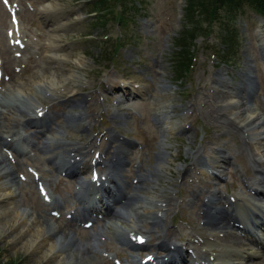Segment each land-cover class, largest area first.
I'll use <instances>...</instances> for the list:
<instances>
[{"label": "rangeland", "instance_id": "374dc122", "mask_svg": "<svg viewBox=\"0 0 264 264\" xmlns=\"http://www.w3.org/2000/svg\"><path fill=\"white\" fill-rule=\"evenodd\" d=\"M186 2L110 0L113 11L102 15L86 0H0V96L10 103H27L34 109L30 114L33 117L38 110L53 118L49 123L52 128L44 130L40 139L35 134L40 132L38 124L22 122L26 118L19 121L16 114L11 117L14 135L7 128L1 131L4 138L16 140L25 152L17 154L0 147V154L9 161L13 158L21 162L13 172L17 180L0 176V194H10L9 199H0V264H116L114 258L123 264H135V260L149 255L161 260L167 252L163 247L156 248L159 239L154 238L164 235L167 228L178 233L167 240L169 246L177 244L184 251L197 248L206 257L200 237L225 233L197 215L212 193L218 195V207L234 201L244 213L250 214L246 210L257 206L264 213V197L253 192L260 189L253 153L256 147L249 144L238 123H232L242 114H258L264 119V18L249 6L235 13L222 9L215 16L211 5L205 12L197 9L195 15H186ZM47 7L55 11V20L42 15ZM117 13L127 21L118 22ZM16 27L22 43L14 44L10 33L13 36ZM185 27L198 34L182 47L180 33ZM52 41L62 49L57 47L53 52L60 61L58 66L45 59ZM184 49L191 56L190 70L179 67ZM58 67L64 68L66 77L74 74L68 81L77 82L58 84ZM118 87L135 91V95L126 98ZM238 101L244 103L241 109ZM79 111L81 120H68L69 112L77 117ZM169 123H175L176 129H169ZM46 140L54 141L57 150H43ZM57 140L82 147L83 151L92 149L87 159L96 152L97 157L108 160L123 144L124 162L119 175L131 184V192L137 191L141 197L115 207L130 219L123 222V227L138 225L142 233L138 234L149 240L141 248L129 247L130 243L112 227L124 221L119 217L106 214L90 227L75 219L83 208L77 196L79 182L90 183L93 188L94 176L105 175L108 168L92 164V173L88 168L70 183L66 172L54 164L58 166L61 158L68 156ZM161 150L166 156L159 159ZM155 166L160 168L159 178L144 184L134 182L141 171ZM186 168L192 171L187 177ZM193 178L197 185L194 189L203 191L207 183L212 187L209 194L199 196L200 201L187 186ZM95 195L94 191L88 197ZM162 196L164 222L155 224L150 215L138 217L141 205L153 209L151 200ZM15 218L19 230L23 229V243L45 234L46 244L39 249L36 244L30 248L18 245L11 236L14 229L9 227ZM36 219H44L45 224L39 226ZM66 221L72 223L66 226ZM229 223L231 228L234 223ZM58 225L75 235L80 249L62 242L64 234L52 231ZM28 230L30 234H25ZM232 230L245 241L240 229L234 225ZM258 234L264 241V233ZM209 251L222 252L219 247ZM195 254L197 260L202 259ZM184 264L196 263L189 256ZM247 264H264V252Z\"/></svg>", "mask_w": 264, "mask_h": 264}, {"label": "bare ground", "instance_id": "6f19581e", "mask_svg": "<svg viewBox=\"0 0 264 264\" xmlns=\"http://www.w3.org/2000/svg\"><path fill=\"white\" fill-rule=\"evenodd\" d=\"M51 6H53V5H51ZM55 6L56 5H54L53 8L56 9V12H57L58 10H57V8H55ZM50 7L45 8L42 11V15L46 19L55 20L56 19V16L54 15L55 11L51 10ZM56 15H58V14H56ZM56 24L57 23H55V26H56ZM55 29H57V28H55ZM19 32H20L19 28L16 27L15 31L13 32V36L10 33V35H11L10 37H11V40H14V42L17 39L19 43H22V40H21L22 38L19 36ZM57 47H58V45L52 41V43H50L47 46V49L45 50L46 51L45 59L52 62V66H58L57 61L59 59L57 58V56H55L53 54V52L57 49ZM58 48H60V50H62L61 46H59ZM7 53H8V51H7ZM58 62H60V61H58ZM60 69L61 68L58 67V70L56 71L58 84L60 83V84L64 85L66 83L68 84V82H69L70 84L74 85L77 82L76 79L75 80L72 79V80L68 81V79L72 78L74 76V74L69 73V75L66 77V75L64 73V68L61 70ZM44 74H45V72H44ZM37 75L39 76V73H37ZM52 76H54V74ZM34 77H36V76H34ZM219 82L221 85V79L219 80ZM118 88H120V87H118ZM129 89H131V88H129ZM112 90L118 91L115 87H113ZM120 90L125 94V95L124 94L123 95L126 96V98H129L128 96L135 95V93H134L135 91L133 92L130 90H124L122 88H120ZM220 90H221V88H220ZM2 98L3 97L0 96V147H3V146L8 147L10 150H14L15 152H17V154H22L25 151H23V149L21 150L19 148L18 144L16 143V140L13 139V141H9V140H7V138L3 137V134H1V131H5L4 128L9 129L8 133L10 135H12L16 131L15 129H14V132L11 130V128H12L11 125L13 122L12 121L13 118L11 120V117L16 114V116L19 117L18 118L19 121H22V119L26 118V120L25 121L23 120L22 122H25L26 124L30 123L31 126H33L35 123H37L38 127L40 128V132L35 133L37 135L38 139L42 138L44 130H46L47 128H52L49 125V123L53 120V118L49 114H43L42 115V113H40L38 110L35 111L37 113V115L33 117L30 114L32 112H34V109L31 108L29 105H26L27 103L23 104L24 103L23 102L21 104V103H17L14 101H12L13 103H10L5 98H3V99ZM53 99H55V98H53ZM73 103H75V102H73ZM237 103H238L237 106L240 109L244 105V103H242L240 101H238ZM75 106L79 107V104H75ZM225 106H227V105H225ZM211 107H213V106H211ZM18 114H20V115H18ZM232 114H233V112H232ZM81 116H82L81 111H79L77 117L74 114H72L71 112H69L68 120H70V121L81 120V118H82ZM32 123H34V124H32ZM232 123L233 124L238 123L237 125L240 126L243 133L246 136H248L247 140H248L249 144L252 147L253 146L256 147L255 152H253V153H254V156L256 158L255 159V165H257V170L259 171V175H260L258 182H260L261 184L262 183L264 184V119L263 118L261 119V116L258 114L255 117H252L251 115L249 117H245V115L242 114L240 116L238 115L237 117H235L234 121ZM169 125H170L169 129L170 128L176 129V126H174L175 123H172V124L169 123ZM83 139L84 138H81V140H83ZM254 139H256L255 144L253 142ZM17 140H19V139H17ZM53 142L54 141H52V140L51 141L50 140L44 141L42 149L47 150V151H54L55 149L57 150L58 147L54 146ZM56 144L61 146L62 149L68 155L67 157L61 158V160L58 163V167H60L59 170L62 169L64 171H67V174L70 175V178H71L70 183H73L74 180H77V178H75V176H74L75 174H80L87 167L91 168L93 163H96V164L98 163V164L102 165L101 168H103L104 165L108 168L107 173L105 174L106 178H104V175H101L102 178L101 177H100V179L97 178V180L94 182L95 184H96V182H100V186H95L93 188H90L89 183L85 184L84 182H79L80 187L78 188L77 196H78V199L80 200V202L81 203L83 202V208H82V212H77L74 215L75 219L79 220L81 218V216L95 215L96 218H98V220H99V219H103L104 215L110 214L112 216L119 217L121 220H124V221H122L121 224L112 222L113 224H111V225L113 228L116 229L118 234L122 236L123 240L128 241V243H130V245L132 247H140V246H143V244L146 241L148 242L149 241L148 239L141 240L140 234H138V233H141V228L138 225L134 226L132 224L126 223L128 225L127 227H129V228H125L122 226L123 222L129 221L130 219L128 218L127 215H123V213L120 212L119 210H117L115 207L116 205H118L120 203L131 202L132 199H135L137 197L138 198L141 197V195H139L137 193V191L131 192V184L124 182L122 177H120V175H119L120 168L122 167V164L124 162L123 161V158H124L123 154H125V153H124V149H123V144H119L116 147V150L112 153V157L109 158L108 160H105L102 155H100V157H95L96 152H94L92 158L87 159L86 157H90L92 149H87L86 151H83V150H81L82 147H80L81 149H79L71 143H65V142L60 141V140H57ZM68 153H73V154H68ZM165 156H166V153L163 150H161L158 153L159 159H162ZM219 156H221V155H219ZM4 157H5L4 155L0 154V176L1 177H2V175L4 177L8 176L11 178L12 181H14L15 177L13 176V172L15 173V171L20 168L21 162H20V160L15 162L13 160V158H11V157L10 158L14 162L12 160L9 161L6 157L5 158ZM49 159L53 160L54 158H53V156H50ZM58 160H59V158H58ZM143 168H144V166H142L141 170ZM185 170H186V174H187L186 177H187L190 174V172H192V171H190L188 168H186ZM160 174L161 173H160L159 166H155L153 170H149V171L146 170L145 172L141 171L138 174V180H136L135 183L139 181L141 184H144V183L148 182L149 180H152L153 177L159 178ZM71 176H74V177H71ZM15 180H17V179H15ZM195 182H196V178H193L192 181H190L187 186L191 188V190L189 192L191 194H194L197 197V199L199 200V196L202 194H204V195L209 194L210 189L212 187L209 183H207V184H205V188L203 189V191H199L197 189H194V187L197 186L195 184ZM155 185H156V183H155ZM147 186H149V185H147ZM3 188L5 189V186H3ZM93 189H97L100 195L98 198L96 197L97 195L95 196L96 200L90 199L88 201V199H89L88 195L91 192H93ZM260 192L264 193V190L262 189ZM9 197H10V194L7 192L0 194V199L7 200V199H9ZM217 199H218V195L215 193L214 194L212 193L211 197H209L206 201H203V199H202V201L204 202V204L202 205L203 211L200 212V210H199V213L197 214V212H196L197 208H195L194 213L197 214L198 217H200V216L204 217L206 223L210 224L212 227L216 226V228L220 229L219 230L220 232L224 231L225 232L224 236L221 234L220 235L216 234L215 237H208L207 238V237H200L203 235H198L200 238L203 239V245L202 246L205 247V249H206L204 252L206 254V257L203 256V253L199 249L196 248L195 251L197 254H200V255H198L200 258L207 259L209 261L208 263H211V264H247V261L250 258H252L253 256H257L259 253L261 254L264 252V242H262L261 240H259L258 238H256L253 235L248 238V242H243L236 235V233L232 230V228H234V225H236L238 227L240 226L239 219H241V218H242L241 223L244 220L245 224L249 228H252V227H254V224H257L256 219L264 222V216L260 214L261 211H258L257 209H255V210H252L251 217H248L244 213V208H242L240 204H235L236 202H234V201L230 202V206L218 207L217 202H216ZM164 201H165V199L163 200V196H162V198L156 197V198L151 200L152 203H155L153 209L147 207L146 205L145 206L141 205L139 207V209H142V210H140L139 213L138 214L136 213V214L138 215V217L140 219L144 215H146V216L150 215L153 218V222L155 224H159L161 222H164L165 218H166V214L161 212V211H163L162 208L164 205L163 204ZM125 204H129V203H125ZM168 205H170V204H168ZM146 212H148V213H146ZM81 213H82V215H80ZM22 215H21L20 219L22 218ZM256 217H258V218H256ZM104 220H105V218H104ZM195 220L196 219L194 218V221ZM87 221L88 220H85L84 222H87ZM230 221L234 223V225L231 226V228L229 225ZM17 222L18 221L16 218L12 219L11 223H9V225H10L9 227L14 229L11 236L13 237V239H16V242L18 245L22 244L23 247L30 248L31 246L33 247V245L36 244V248L39 249L43 245L46 244L47 237H45V234L41 235V236H43V238L41 240H40L41 236H39V237L36 236L37 238H35L33 241L23 243L22 238H24V237L21 236V234H23V229L19 230V224ZM44 222H45L44 219L43 220L42 219H36V223L39 226H43L45 224ZM110 222H111V220H110ZM110 222L108 221V223H110ZM70 223H72V222L66 221V226L70 225ZM107 226H109V225H107ZM52 231L56 234L57 233L60 235L64 234V236L62 237V242L64 244L68 241V243L72 244L73 246L76 245L77 248L80 249V246L78 244H76V242H75L77 240H76L75 235H73V233L65 232L64 228L60 225H58V227H54V228L52 227ZM28 232L29 233H27L25 231L24 233L30 234V230H28ZM32 232H33V230H32ZM220 232H218V233H220ZM95 236H96V234L94 235V237ZM143 236H145V235H143ZM173 236H178L177 231L174 228H167L166 233L164 235L162 234V235H159V236L154 238V239H159V243H158L156 248L163 247L168 252V257L163 258V261L159 262V264H184V262L186 260H188V257L192 256L191 254L184 253V251L181 248H179L177 245H173V244L170 246L168 245L169 241H167V240H169ZM191 240L192 239H190V241ZM190 241H187L186 244H190L191 243ZM218 247L222 251L221 253L216 252L214 254V253H211L209 251V249H212V248L216 249ZM87 249H90V248L87 247ZM49 252L52 253L53 249L49 250ZM46 255L47 254L44 253V256H46ZM155 259H158V257H155ZM153 261H155L154 258L150 257L145 261L135 260L134 262H135V264H149ZM198 261L199 260L196 259V256H194L193 262H198ZM205 262L206 261L204 260L201 263L205 264Z\"/></svg>", "mask_w": 264, "mask_h": 264}, {"label": "trees", "instance_id": "16d2710c", "mask_svg": "<svg viewBox=\"0 0 264 264\" xmlns=\"http://www.w3.org/2000/svg\"><path fill=\"white\" fill-rule=\"evenodd\" d=\"M86 1H91L94 3L92 6L94 7V11L96 13H102V15H105L109 10L113 11L111 5L109 4L110 0H86ZM118 1V0H117ZM187 9H186V15H195V11L197 9H200L201 12H205L209 6L212 5L213 10L215 11L213 14L218 13L222 9H228L229 13H235L236 11L242 12L244 10L243 7L249 6L250 8H253L256 12L261 14L264 18V0H187L186 2ZM106 12V13H104ZM116 15V14H115ZM118 17V22H126L127 20L125 19L124 16L121 14L117 13ZM214 16V15H213ZM202 30V28L200 27ZM196 32L184 28V31L180 33V36H182L181 41H179V46H185L186 42L191 41L192 39L195 38ZM198 34V33H197ZM196 34V35H197ZM184 55L181 56V59L179 61V67L184 68L187 70H190L192 62L190 61L191 56L188 54V50L184 49L183 50ZM191 62V63H190ZM7 264H14V262H9Z\"/></svg>", "mask_w": 264, "mask_h": 264}]
</instances>
